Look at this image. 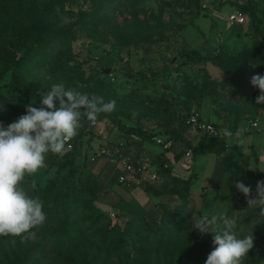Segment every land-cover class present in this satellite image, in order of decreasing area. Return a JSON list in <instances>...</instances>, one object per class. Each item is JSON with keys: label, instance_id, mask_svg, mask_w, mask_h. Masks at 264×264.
Here are the masks:
<instances>
[{"label": "rangeland", "instance_id": "obj_1", "mask_svg": "<svg viewBox=\"0 0 264 264\" xmlns=\"http://www.w3.org/2000/svg\"><path fill=\"white\" fill-rule=\"evenodd\" d=\"M48 1L24 0L32 10H40ZM246 1L263 23L260 36L252 31L251 18L240 7ZM8 4L9 0H0V22L6 20ZM234 9L245 14L241 24L226 20V15ZM47 18L53 25L52 34L40 40L21 67L29 100L48 92L54 84L102 96L106 102L115 100V111L124 125L146 130L154 140L146 141L151 144H156V138H168L174 153L182 147L173 145L177 133L186 137L187 132L189 138L195 137L194 141L202 134L186 131L184 119L193 107L203 114L202 117L210 116L207 119L215 130H231L237 119L248 124L264 116V103L255 100L259 90L250 83L253 74H264V55L259 62L245 61L240 67L244 72L240 77L222 72L208 61L191 63L181 56L190 49L207 56L217 50L234 54L255 40L264 42V0H61L51 7V15ZM0 35L7 36V30L0 29ZM1 54L17 58L20 52L9 48L3 52L0 44ZM8 78L6 73L0 80V122L5 125L18 118V114L9 109ZM18 96L25 100L24 96ZM257 123L258 129L264 128L263 121ZM81 130L83 136L74 140L78 142L76 167L91 178L96 179L111 161L119 159L128 161L139 171L148 169L160 173L161 161L157 155L119 134L109 121L102 119ZM247 137L264 157V148H261L264 138L259 132L249 131ZM246 152L249 154L248 165H252L253 157L250 151ZM179 158L168 166V173H161L168 175L161 181L171 185L173 177L188 176L190 182L194 179L186 203L168 195L164 201L148 202L145 207L163 204V209L178 210L170 226L174 236L189 248L194 264H204L214 247L211 234L202 235L194 228L197 216L203 214L227 215L233 219L238 238L252 231L254 246L243 264H264V214L248 207L244 194L235 186L230 193L229 174L212 154H199L193 159L181 155ZM60 159L58 155L54 161ZM51 160L47 153L45 167L25 176L28 189L33 180L42 186L55 175L56 166L50 165ZM259 168L264 173V163ZM63 173L64 170L60 171ZM251 179L242 182L250 185L254 193L257 180ZM21 186L24 188V184ZM83 186L87 189L82 194L77 193L78 201L74 203L71 217L89 214L86 200L93 190L92 180L84 177ZM120 194L126 200L130 198L131 204L138 205V192H128V197L123 192ZM156 214L159 209L148 218L157 219ZM105 215L111 224L115 223V216L106 212ZM87 224L79 226L81 236L86 238L92 230ZM217 227H222L219 219ZM39 228L41 226L31 230L35 232V239L23 242L20 236L0 235V264L12 262V252L27 256V264H60L51 250V241L38 235ZM104 252L102 248L100 255ZM116 256L109 253L106 259L115 262Z\"/></svg>", "mask_w": 264, "mask_h": 264}, {"label": "trees", "instance_id": "obj_2", "mask_svg": "<svg viewBox=\"0 0 264 264\" xmlns=\"http://www.w3.org/2000/svg\"><path fill=\"white\" fill-rule=\"evenodd\" d=\"M60 2L61 0H50L40 10H32L24 0H9L5 12L6 20L0 22V29L5 28L7 30V36L0 35L2 51L5 52L9 48L15 52H20L17 58L7 57L4 54L0 55V80L8 73L9 109L18 114V117L25 114V105L41 106L39 103L40 94L29 100L28 90L21 76V67L39 46L40 40L52 34L53 25L47 17L51 15V7ZM240 7L251 18L252 31L260 36L262 33L261 25H263L260 18L256 16L247 1L245 5ZM263 55L264 42L261 40L253 41L249 47H243L234 54L217 50L213 55L207 56L192 49L181 53V56L188 62L208 61L222 72L231 73L237 77L244 73L240 67L245 61L259 62ZM18 95L24 96L25 100H22ZM102 119L109 121L125 136L133 135L142 142H154L151 134L146 130L138 126L124 125L119 120V114L115 110L110 113H99L96 121ZM81 123L91 122L82 118ZM82 133V130L79 129L78 134L69 141L70 148L62 156L60 155L59 161H54L58 154L49 152L52 157L50 165L56 166L57 172L44 185H36L35 189H28L26 179L21 183V185L24 184V189L30 196L38 197L44 202L43 211L46 214V220L37 233L43 239L51 241V250L60 264H194L192 256L189 254V248L183 241L174 236V229L170 226V222L175 219L178 210L162 208L157 219L147 220L145 211L139 205L119 203L117 207L120 210L132 214V217L125 220L120 227L116 222L111 224L105 212L103 213L95 206L97 181L87 173L78 170L75 162L78 156V142H74V140L80 137ZM163 140H168V138ZM174 140H178L185 146L184 150L173 155L174 160L183 155L186 149L190 150L191 159L201 153H210L218 159L223 170L229 174L231 180L230 193H232L236 181L251 178L257 181L264 180V173L261 171L256 168L249 169L239 164L235 157V154L241 155L237 151V147L234 144L227 145L218 136L202 133L194 144H190L187 138L181 133H177ZM159 144L161 145V143ZM221 153H226V155L221 158ZM63 170L64 173L60 174V171ZM158 171L168 173L169 167H162L160 163ZM84 177H89L92 180L93 190L90 198L86 200L89 214L71 217L74 203L78 201L77 193L82 194L87 189L83 186ZM172 180L173 182L169 187L155 189L145 184L143 190L152 195H174L182 204L186 203L189 196L190 178L173 177ZM84 223H88V229L92 228L87 238L82 237L79 232V226L84 225ZM73 236L75 238H72ZM73 239H75L74 242H72ZM102 248L105 252L100 255ZM109 253L117 255L115 262L106 259ZM11 258L12 262L10 261L9 264L28 263L27 256L22 257L18 252H12Z\"/></svg>", "mask_w": 264, "mask_h": 264}, {"label": "clouds", "instance_id": "obj_3", "mask_svg": "<svg viewBox=\"0 0 264 264\" xmlns=\"http://www.w3.org/2000/svg\"><path fill=\"white\" fill-rule=\"evenodd\" d=\"M250 83L259 90L257 103H264V74H253ZM40 107L25 105V114L5 125L0 122V235L20 236L23 241L35 239L34 228L46 220L44 202L33 197L21 186L25 176H31L45 167V156L51 152L63 155L67 142L78 134L82 118L95 123L99 113L115 110L116 101H105L102 96L65 89L54 84L46 93H40ZM244 128L233 134L224 130L226 137L235 135L243 143ZM226 153H221V158ZM235 188L244 194L248 207L264 214V180L256 181L255 191L250 185L236 181ZM30 188H36L33 180ZM218 219L222 227H217ZM236 223L227 215H198L195 229L211 234L213 249L204 264H243V259L254 246L252 231L243 238L234 232Z\"/></svg>", "mask_w": 264, "mask_h": 264}, {"label": "crops", "instance_id": "obj_4", "mask_svg": "<svg viewBox=\"0 0 264 264\" xmlns=\"http://www.w3.org/2000/svg\"><path fill=\"white\" fill-rule=\"evenodd\" d=\"M192 109H196L197 110L196 107H193ZM202 115L200 114L201 118L205 122L211 124V121H209L207 119L210 116H208L207 118L206 117L204 118V117H202ZM259 120L264 122V116L257 117L256 120H251V121L248 122V124H246V122H244V120L233 121V123H232L233 128L231 130H229V131H231L234 134L237 131L238 128H244L245 131H244L243 136H242L243 143H239L237 138L235 137V135H233L231 137H226L224 135V130L225 129L223 130L222 128H219V129L215 130L213 124H211V125L213 126V128H214V130L216 132L215 136H218V137L222 138L227 145L234 144L237 147V151L240 152V154H241V155H236L235 154V157H236V159H237L239 164H241L243 167H246V168H249V169L256 168L257 170L261 171L259 167H260L261 163H264V157H261V155H260V153L258 151V148H255L253 143H252V141H251V139H249L247 137V133L249 131H254L255 130V131H258L259 134H260V132L262 130H264V128H261V129L257 128V124H258L257 122ZM100 121H96L95 123H98ZM252 121H254L256 123L254 127H252L250 125V123ZM81 125L82 126L80 127V129H83V127H85L87 125H90V123H81ZM185 128H187L186 131L190 130L193 133L197 132L194 129H192L190 127H187L186 125H185ZM83 134L84 133H82L81 136H83ZM119 134H121V133L119 132ZM121 135H123V134H121ZM185 135H186L187 139L189 140L190 144H194V142L196 141V140L194 141L195 137H193V138L190 137L189 138L187 136V132L185 133ZM125 137H129L130 139H133L131 141H134L135 143H138L137 145L139 147H143L144 146L145 149H148V150L151 149L154 152V155L155 154L157 155L158 161L159 162L161 161L162 167H168L172 163H174L173 155L176 154V153L171 151V149H172L171 142H170L169 146L163 147L162 144L160 145L159 143L151 144V143H148L146 141L142 142V141H140L139 138H137V137H135L133 135H129V136H125ZM260 137L264 138V137L261 136V134H260ZM145 144H147V146H145ZM175 144L182 146L180 148V150L185 149V146L181 142H179L178 140L174 141L173 145H175ZM154 146H156L157 148H155ZM261 148H264V147H261ZM164 149H165V151H164ZM246 151H250V154L253 157L252 158L253 159L252 165H248L249 154ZM262 152H264V149H263ZM201 154H203V153H201ZM197 155H199V154H197ZM184 157L187 158L186 156H184ZM136 171H138V172H136ZM151 173L155 174V177L153 179L150 177ZM166 176H168V175L157 173L155 170L146 169V170H140L139 171L137 168L134 169L132 167V164H131L130 168L125 169L122 166L120 159L119 160H115V162L111 161V164L109 165V167H106V169H104L103 172H100L99 174L96 175L97 192H96L95 206L99 210H101L103 212H106L110 216H112V217L115 216V222L118 223V224H121L125 220L129 219L130 217H132V214L128 213L126 211L120 210L117 207V205L119 203L131 204V202L129 201L130 198H128L127 200L124 199L122 197V195L120 194V192L125 193L127 195V197H128V192L132 193L133 191H136V192H138L140 194L138 196L140 198V200L139 201L137 200L138 201V205L145 211V218L147 220H150L148 218V215L156 213L157 209H159V214H160L161 209H162L161 205H163V204H160V205L159 204H155L157 206H154V207L151 206L150 208L149 207L146 208L145 206L148 204V202L150 203V202L153 201L154 203H159L160 201H164L166 199V197L168 196V194L152 195L150 193H147V192L143 191V186L146 184V185H149V186H151V187H153L155 189H162L164 187H169L170 185H166V183L161 181V178L165 177L164 179H166L167 178ZM186 177H188V176H186ZM186 177H184V178H186ZM228 177H227V180L230 179ZM156 179H158V180L155 181ZM212 180L213 179H210L209 181H212ZM244 180H250V179H244ZM251 180H253V179H251ZM192 181H194V179L191 180L189 187H191ZM206 183H207V181H206ZM161 184H163V185H161ZM142 198H143V200H142ZM104 205H108V207L105 208ZM159 214L158 215L156 214V215L159 216Z\"/></svg>", "mask_w": 264, "mask_h": 264}, {"label": "built area", "instance_id": "obj_5", "mask_svg": "<svg viewBox=\"0 0 264 264\" xmlns=\"http://www.w3.org/2000/svg\"><path fill=\"white\" fill-rule=\"evenodd\" d=\"M244 17H245V14L241 10L234 9V10H232L230 13H228L226 15V20L229 23L241 24L244 21ZM255 124L256 123L254 121H252L250 123V125L252 127H254ZM184 125L194 129L197 132L205 133V134L212 135V136H215V134H216L213 126L211 124L205 122L201 118L198 110H196V109H190L188 116L184 120ZM260 134H261L262 137H264V130H262L260 132ZM155 142L156 143H161L163 147H167V146L170 145V141L169 140H163V139L156 138ZM66 147H67V149L70 148V142L69 141L67 142ZM190 155H191L190 150L186 149L185 152H184V156L188 157ZM121 164H122V166L125 169H128V168L131 167V164L128 161H125V160H121ZM150 177L153 179L155 177V174L151 173Z\"/></svg>", "mask_w": 264, "mask_h": 264}]
</instances>
